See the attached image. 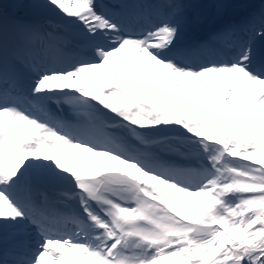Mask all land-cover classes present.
I'll list each match as a JSON object with an SVG mask.
<instances>
[{
	"label": "snow or ice",
	"instance_id": "obj_1",
	"mask_svg": "<svg viewBox=\"0 0 264 264\" xmlns=\"http://www.w3.org/2000/svg\"><path fill=\"white\" fill-rule=\"evenodd\" d=\"M11 8L0 264H264V0Z\"/></svg>",
	"mask_w": 264,
	"mask_h": 264
},
{
	"label": "bare ground",
	"instance_id": "obj_2",
	"mask_svg": "<svg viewBox=\"0 0 264 264\" xmlns=\"http://www.w3.org/2000/svg\"><path fill=\"white\" fill-rule=\"evenodd\" d=\"M82 157L85 158H91L92 161H98L100 162V166H105L107 164V158L105 157H95L92 156L91 153H84L83 150L80 149H67L64 153H60L59 155L64 159V162L66 166H75V167H83L86 166L87 168L91 165L88 163L86 159H79L76 160L73 158L74 154H77L76 152H79ZM111 166H117L115 162H111ZM179 195V194H177ZM187 204L190 208H194V204H196V198L195 197H189L187 198Z\"/></svg>",
	"mask_w": 264,
	"mask_h": 264
},
{
	"label": "rangeland",
	"instance_id": "obj_3",
	"mask_svg": "<svg viewBox=\"0 0 264 264\" xmlns=\"http://www.w3.org/2000/svg\"><path fill=\"white\" fill-rule=\"evenodd\" d=\"M14 2V0H5V4L8 6V10L10 11L11 4ZM195 207V206H194Z\"/></svg>",
	"mask_w": 264,
	"mask_h": 264
}]
</instances>
